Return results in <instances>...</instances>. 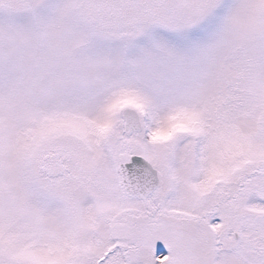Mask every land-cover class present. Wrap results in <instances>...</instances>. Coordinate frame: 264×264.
Masks as SVG:
<instances>
[{
  "label": "snow or ice",
  "instance_id": "1",
  "mask_svg": "<svg viewBox=\"0 0 264 264\" xmlns=\"http://www.w3.org/2000/svg\"><path fill=\"white\" fill-rule=\"evenodd\" d=\"M0 264H264V0H0Z\"/></svg>",
  "mask_w": 264,
  "mask_h": 264
}]
</instances>
